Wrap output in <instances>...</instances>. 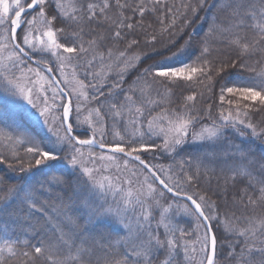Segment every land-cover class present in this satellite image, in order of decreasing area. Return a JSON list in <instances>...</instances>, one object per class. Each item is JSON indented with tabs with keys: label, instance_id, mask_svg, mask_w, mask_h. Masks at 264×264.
Returning a JSON list of instances; mask_svg holds the SVG:
<instances>
[{
	"label": "snow or ice",
	"instance_id": "1",
	"mask_svg": "<svg viewBox=\"0 0 264 264\" xmlns=\"http://www.w3.org/2000/svg\"><path fill=\"white\" fill-rule=\"evenodd\" d=\"M206 5L207 0L182 3L185 26L192 22L188 11L195 17ZM207 6L215 11L196 54L181 59L193 46V34L171 57L153 48L151 55L162 58L142 69L120 101L115 93L122 90L126 74L151 58L129 51L140 48L141 37L145 45L158 42L148 32L152 25L146 14L165 8L171 21L161 31L176 27L167 0H0V87L6 94L0 139L12 146L10 157L0 152V162L25 173L21 183L0 188V264H178L179 256L189 264H264V214L222 216L207 191L198 188L202 175L210 182L208 173L219 170L223 185L214 194L225 200L231 195L244 207L264 206V120L254 123L250 115L264 113V64L244 59L264 56V0H213ZM93 23L106 24L110 31L89 28L91 38L84 40L85 27ZM110 40L124 42V50L114 52L106 45ZM217 44L234 49L236 56L222 57ZM102 46L106 51H100ZM82 58L85 77L98 82L118 69V79L107 91L116 102H109L104 114L100 107H88L105 92L103 83L86 84L79 78V63L73 61ZM49 60L62 80L54 78ZM96 63L99 67L92 71ZM232 70H237L235 76ZM193 82L209 92L219 85V123L212 119L209 104L204 112L212 122L194 130L204 119L195 107V92L184 97L180 111L162 107L156 115L150 110L145 115L165 103L174 88ZM92 89L97 94L90 96ZM105 115L113 119L109 143ZM117 117L125 118L123 134ZM229 129L244 138L241 144L227 138ZM146 135L161 143H143ZM190 136L204 147L191 172L185 169L193 168L191 156L175 171L172 165L141 159L142 153L157 149L174 154ZM256 141L259 152L253 147ZM188 188L197 190L190 194ZM165 193L188 203L165 205ZM41 196L55 198L51 214ZM180 214L193 218L192 231L174 223ZM4 216L14 223L3 222ZM193 232L196 239L190 241Z\"/></svg>",
	"mask_w": 264,
	"mask_h": 264
},
{
	"label": "trees",
	"instance_id": "2",
	"mask_svg": "<svg viewBox=\"0 0 264 264\" xmlns=\"http://www.w3.org/2000/svg\"><path fill=\"white\" fill-rule=\"evenodd\" d=\"M30 2V0H28ZM123 2V0H122ZM188 0H167V6L173 8V15H176L177 17V22H176V27L175 28H169L167 32H162L161 30L165 27H167L171 21V15L166 13L165 8L158 7L157 12L154 14H146V23H150L152 25L151 28L148 29V32L153 33L157 35L158 37V42L155 45H145L143 43V38L141 37V46L140 48H133L132 50L129 51L128 55H132L135 52H146L151 56V58L144 59L135 69L130 70L124 79V82L122 84V90L120 92H116L115 95L118 100L122 101L123 100V93L126 92L128 89L129 85L132 83V81L139 75L142 71V69L149 64L153 63V60H159L163 57H171L172 52H176L177 49H179L182 45H184L185 41L188 39L189 34H193L194 36V43L191 49L188 50V52L181 57V59H184L187 61L188 59H191L192 56L196 54L198 51V46H199V41L201 38L205 36V33L207 32L210 24L212 23V17L214 14V9L208 7L207 5H210L213 3V0H207V5L205 8L202 10L198 11V13L193 17L191 11H188L187 17L190 19L192 22L190 25L185 26L184 19L181 17V13H183L185 10L181 8L182 3H187ZM191 2L194 4L195 0H191ZM128 3H133V0H128ZM149 6L151 7V4L149 3ZM179 9V12L176 10ZM113 13H115V9H113ZM125 15L132 16L131 11H126ZM139 17L136 16L132 22L135 23L136 20H138ZM163 21V23H161ZM93 28L96 30V32H107L110 31L107 28L106 24H90L85 27V35H84V40H88L91 37L87 35L88 29ZM139 32L140 30L137 29ZM171 41H175V46L172 47L170 45ZM107 47H113V51L115 52L117 49L118 50H124L125 48V43L124 42H118L114 40H110L106 42ZM87 46V45H86ZM168 46L169 50L165 51L164 47ZM217 48L221 49L219 52V55L222 57H227L231 55L233 58L236 56V51L234 49L228 48L226 44H217ZM155 49L157 52H161L162 56H152V49ZM100 51H106V47L102 46L100 48ZM153 58V59H152ZM245 60L248 61L249 64H253L255 61L260 60L262 64H264V56L257 54L253 55L250 57H244ZM172 61H175V58H172ZM29 65L31 66H36L34 62H28ZM49 63L53 65V72L57 76V78L60 80L61 76L59 75V70L58 67L55 65L54 61L49 60ZM74 64L79 63V66L77 67V73L79 75V78L84 80L85 83H103L104 87L101 89L102 91L105 92V96H102L99 98V103L93 102L88 107H100L101 108V113L104 114L107 111L108 108V103L109 102H116L112 100V97L107 95L108 91V86L116 81L118 79L117 72L118 69H114L111 73L108 74L107 79L104 81H97L93 80L91 77L86 78L84 75L85 72V65H84V59H80L79 61L74 60ZM98 69V66H94L92 71H95ZM259 70V69H258ZM237 70H232L233 76H235ZM205 83H207L205 81ZM63 86V85H62ZM159 86V85H158ZM185 86V90L182 93L185 96L191 95L194 92L197 93V101L195 103V106L197 110L200 111V115L204 117L203 120L199 121L195 126L194 130H199L201 124H210L212 121L207 118L205 115L204 109L208 107L209 104L212 105V111H211V117L213 120H217V123H219L217 119V109L219 106V85L214 84L212 87V91L209 92L206 90V88L196 82L189 84H183ZM180 88V87H178ZM181 89V88H180ZM177 88H174V91H176ZM199 93H203V96H200ZM96 91L94 89L89 90V95H96ZM137 98L138 93L135 94ZM176 95V94H175ZM227 99V97H226ZM73 101L75 103V99L73 98ZM170 103V102H169ZM173 109H175L179 103L177 101H172L171 102ZM165 105V104H164ZM164 105H160L157 109H155V106L152 107L151 114H153L154 111H157L158 109H161ZM201 105V106H200ZM169 105L165 106L166 108ZM5 110V104L4 100L0 99V112H3ZM148 109L146 110L145 115H148ZM84 114H87V111L84 112ZM251 119L254 123H258L262 120H264V113H258V114H250ZM104 119L106 121L107 129L105 133V143L113 142V136L111 134V127L113 124V119L110 115H105ZM116 120L118 121L117 126L121 128L122 134L124 133V128H125V118L123 117H117ZM87 127L86 125L82 126L80 129L76 130V134L80 135L83 129ZM243 130V129H241ZM88 135H91V132H88ZM225 135L229 140H231L235 144H241L244 140V138L240 137L236 132L233 130L229 129L226 131ZM82 138H87V137H82ZM99 138V135L98 137ZM128 137L126 136V139ZM161 143V140L158 138H149L147 135L143 139V143L151 144L153 143ZM259 141H256V144L253 145V147L259 152ZM11 150L12 146L5 140L0 139V152H3L4 155L7 157H10L11 155ZM17 151L20 152V156L22 159H27L25 156V153L23 151V148L18 147L16 149ZM86 150V149H85ZM95 151L99 152L101 150L95 149ZM204 151V147L201 146L200 143H194L192 142L191 136L188 139V142L180 149L177 150L176 153L174 154H168L166 152H163L160 149H157L155 151H149L147 153H142L141 154V159L146 160L147 162L155 165H164L165 167L172 165L173 170L175 171L179 164L184 161L187 157L191 156L193 158V168L189 169L187 165H185V169L189 172L194 170L195 164L199 158L202 157V153ZM10 163L15 164L14 160L9 159ZM131 163V162H130ZM207 163V161H205ZM147 174V173H145ZM25 176V173H21L17 170L13 171L8 167V164H5L3 162H0V181H3V183H0V188H4L6 185L9 184H19L21 183L20 178ZM208 176L211 178L210 182L206 181L202 175L201 180L199 182L198 188L200 191H207L208 195L211 197L213 201L216 202L217 204V211L221 213L222 216L224 215H231L234 214L235 217H240L243 218L244 216L247 215H262L264 214V206H257L256 208H253L251 205H248L247 207H244L240 204L234 203L233 202V197L229 195L227 199L221 198V196L214 194L217 190L218 187L223 185V177L220 175L219 170H217L214 173H208ZM163 178V177H161ZM241 185H237V187H240ZM197 189L193 188H188L187 191L191 194L193 191ZM230 191H234L233 189H230ZM41 199L46 201L49 205V208L46 209V211H49L51 214V210L54 207V204L57 203L55 201V198H49L48 196H41ZM164 203H169V202H174L178 203V205H183L185 203H188L187 201L173 197L171 193H165V199L162 201ZM191 207V205H189ZM15 208V205H10L8 206V211H12ZM37 217L40 219V222L43 223V218L37 214ZM3 222L12 224L14 221H12L8 216H4L2 218ZM81 225L84 224V220L80 219L78 221ZM174 223L182 228H185L189 231H192L195 227V222L192 217L190 216H184L183 214L178 215ZM241 226H243V223L241 222ZM218 240L220 239L221 233L218 232ZM190 241H195L196 239V233L193 232V234L188 237ZM227 240L233 239L232 236H227L225 237ZM224 251H227L225 249ZM237 251H239V248H237ZM178 264H189L188 261H185L183 256H179L178 258ZM224 264H227V262H224Z\"/></svg>",
	"mask_w": 264,
	"mask_h": 264
},
{
	"label": "rangeland",
	"instance_id": "3",
	"mask_svg": "<svg viewBox=\"0 0 264 264\" xmlns=\"http://www.w3.org/2000/svg\"><path fill=\"white\" fill-rule=\"evenodd\" d=\"M95 65L99 67V64L98 63H96ZM32 67H36V66H32ZM41 71H44V70L41 68ZM65 71H67V72L70 73L71 72V69H65ZM45 74L47 75V73H45ZM62 79H63V77L60 78V80H62ZM46 87H47V85H46ZM157 87L159 88V91L161 93H163V91H164L163 87H160V86H157ZM180 88H177L176 91H174V89H173V94L170 97H166V102L163 103V104H161V106L165 104L163 107L169 105L167 108L173 109L171 102L172 101H177L179 103V105L175 109L177 111H180L182 109L183 104H184V95L182 93H184L183 91L185 90V86L181 85ZM5 95L6 94L4 93L3 88L0 87V99L4 100ZM138 97H139V95H138ZM73 98L75 99V95L74 94H73ZM153 98H155V93H153ZM158 107L159 106H155V109H157ZM195 107H198V106H195ZM148 110H152V107L150 109H148ZM160 112H161V109H158L157 111H154L152 115H156L157 113H160ZM83 115H87V114H84L83 113ZM98 150H100V149H98ZM162 203H164V202H162ZM169 203H171V202H169ZM175 204L178 205V203H175ZM165 205H166V203H165Z\"/></svg>",
	"mask_w": 264,
	"mask_h": 264
},
{
	"label": "water",
	"instance_id": "4",
	"mask_svg": "<svg viewBox=\"0 0 264 264\" xmlns=\"http://www.w3.org/2000/svg\"><path fill=\"white\" fill-rule=\"evenodd\" d=\"M42 69H43V68H42ZM43 70H44V69H43ZM53 76H54L55 79L59 80V79L57 78V76L54 74V72H53ZM61 87H63V86L61 85Z\"/></svg>",
	"mask_w": 264,
	"mask_h": 264
}]
</instances>
